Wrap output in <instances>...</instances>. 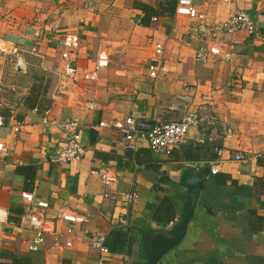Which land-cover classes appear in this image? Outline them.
Masks as SVG:
<instances>
[{"label": "crops", "instance_id": "0c3cea01", "mask_svg": "<svg viewBox=\"0 0 264 264\" xmlns=\"http://www.w3.org/2000/svg\"><path fill=\"white\" fill-rule=\"evenodd\" d=\"M135 2L177 7V0H0V43L8 50L0 52V115L24 122L18 133L8 123L0 129V142L8 148L0 157V208L9 212L0 224V264H99L101 254L80 236L84 231L103 235L106 246L113 233L127 231L130 254L111 253L105 264H145L150 232L172 225L181 214L172 184L186 166L215 162L219 170L210 171L185 238L158 264H264V0H194L209 24L240 10L257 24L255 34L223 37L229 59L212 56L205 64L195 60L196 21L174 10L142 26L144 13ZM68 36L79 39L74 78L65 75L62 59ZM157 44L164 46L161 57ZM13 46L21 67L10 53ZM102 49L110 53V66L86 81ZM160 59L169 71L153 79L148 67ZM184 97L216 123L191 129L187 143L171 156L154 154L143 138L134 152L123 147L114 124L129 117L146 124L179 120L182 113L174 107ZM46 112L50 119L81 123L84 157L54 161L64 133L43 123ZM237 153L246 160H233ZM24 168H35L33 184L24 175L28 171H19ZM104 170L118 182L105 185L98 174ZM21 191L48 201L43 214L58 233H48L36 252L29 248L35 235L21 228L26 210ZM133 191L138 197L129 204L125 195ZM160 199L172 204L174 222L158 221ZM69 212L89 220L70 235L62 219Z\"/></svg>", "mask_w": 264, "mask_h": 264}, {"label": "built area", "instance_id": "2783aa9c", "mask_svg": "<svg viewBox=\"0 0 264 264\" xmlns=\"http://www.w3.org/2000/svg\"><path fill=\"white\" fill-rule=\"evenodd\" d=\"M176 15L196 21L195 37L200 41V45L195 51V60L202 64L207 63L212 56L224 60L231 57L230 51L221 43L224 36L236 33L252 35L257 32L255 20L244 10L237 11L225 21L209 24L206 15L195 6L194 0H177ZM153 21L157 22L158 18H153ZM63 45L65 50L62 52V59L66 72L65 75L74 78L77 75V68L72 56L79 54V39L76 36H68L65 38ZM7 51L5 45L0 43V52L6 53ZM10 53L16 56L17 65L21 67L23 60L19 56L18 48L13 46ZM155 53L159 57L163 56L164 46L157 44ZM110 58L108 49H102L97 55L94 71L86 73L84 79L86 81H95L98 78V73L110 66ZM148 70L149 76L156 79L169 71V65L163 59L155 60L150 63ZM189 103V97H184V103L181 107H174L182 113V117L176 121H156L153 124H146L129 117L124 123L114 124L113 126L119 130L120 142L127 151L134 152L136 150L137 139L143 138L148 142L154 154L171 156L177 147L187 143L191 129L203 127L206 123H216V120L207 113L204 107L193 110L189 106ZM87 107L93 109L94 104L88 102ZM7 123L15 133L20 132L24 124V122L15 120L14 117L5 118L0 115V129ZM43 123L59 128L64 133V143L54 151V161L57 164L71 163L84 157L87 149L82 142L81 123L78 120L70 118L50 119L48 112H46ZM99 126L108 127L104 122H101ZM225 131L228 135L232 134L231 129H226ZM7 153L8 148L4 143L0 142V157L7 155ZM222 153L223 150H220L219 154L222 155ZM232 159L238 162L246 160L245 156L240 153L233 155ZM219 167L220 164L215 162L210 168L214 173H217ZM98 174L107 186L118 182V177L115 173L104 170ZM137 197L138 195L135 191L125 195V199L129 204L134 203ZM21 198L26 206V210L21 217V228L35 235L29 248L31 251L36 252L45 243L48 233H53L54 236H57L58 233L47 226V219L43 214L50 207L48 201L39 199L34 193L28 191H21ZM8 216L9 212L6 209L0 208V224L7 222ZM62 219L69 225L67 230L68 235L73 233L77 225H82L89 221L85 215L70 212L64 213ZM80 236L86 239L94 249L99 251L101 254L99 264H105L108 257L111 256L109 248L105 245V237L89 231L81 232ZM71 245L70 238L67 241V246Z\"/></svg>", "mask_w": 264, "mask_h": 264}, {"label": "water", "instance_id": "95a60500", "mask_svg": "<svg viewBox=\"0 0 264 264\" xmlns=\"http://www.w3.org/2000/svg\"><path fill=\"white\" fill-rule=\"evenodd\" d=\"M210 171V167L186 166L181 172L180 180L172 184L170 193L181 205V214L172 225L154 227L150 232V251L145 264H158L183 241Z\"/></svg>", "mask_w": 264, "mask_h": 264}, {"label": "trees", "instance_id": "16d2710c", "mask_svg": "<svg viewBox=\"0 0 264 264\" xmlns=\"http://www.w3.org/2000/svg\"><path fill=\"white\" fill-rule=\"evenodd\" d=\"M172 2H167L164 5H161L158 9L154 7H150L146 4L142 3H134V8L142 10L144 13V17L140 21V25L142 26H150L151 22L153 21V18L159 15H163L165 12L173 14L174 10H176V6L172 5ZM151 150V149H150ZM131 152V151H130ZM19 171H28L24 175L26 177V180L33 184L35 180V168H24L23 170ZM18 171V172H19ZM156 217L158 218L159 222H163L165 224H169L171 222H174L176 218V214L174 211V208L172 204L168 201V199H160V205L158 206L156 210ZM111 240L108 241V248L111 253H126L130 254L131 251V238L127 231L125 232H115L112 234V237H110ZM146 249V253L149 251V245L147 240L145 241L144 245ZM15 264V263H13ZM67 264V263H64Z\"/></svg>", "mask_w": 264, "mask_h": 264}]
</instances>
